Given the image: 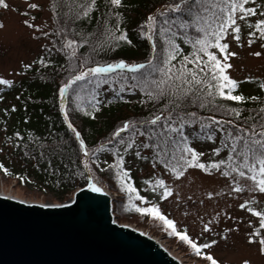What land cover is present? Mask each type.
<instances>
[{"label":"snow or ice","instance_id":"1","mask_svg":"<svg viewBox=\"0 0 264 264\" xmlns=\"http://www.w3.org/2000/svg\"><path fill=\"white\" fill-rule=\"evenodd\" d=\"M158 2V7L155 3L149 7L144 0H24L18 7L0 0V7H11L23 17L20 23L31 30L29 37L41 50L30 62L20 61L19 70L13 71L21 75L34 65L46 68L54 63L53 53H58L65 61L60 71L66 74L58 84L56 99L67 138L55 133L38 136L31 131L25 138L16 130L4 141L21 150L27 159L35 160V167L43 162V171L62 174L72 183L79 177L95 193L104 191L102 175L109 173L126 195L124 210L159 222L193 260L226 264L214 249L221 241L225 247L230 240L235 243L236 237H242L243 246L252 254L264 258V77L247 75L241 81L228 71L234 67L232 58L239 56L230 49V42L243 48L244 28L248 48L259 42L260 50L249 55L264 56V0ZM137 7L147 8L137 22L136 35L148 42V56L139 62L97 59L122 44H133L127 29L128 13ZM38 13L45 14L40 23L36 22ZM4 28L0 21V30ZM244 81L255 83L261 94L241 92ZM15 84L14 79L0 74V86L11 89ZM109 89L119 99L124 92L139 93V103L151 104L152 110L139 118L123 120L109 137L90 147L71 116L76 113L82 119H95L103 106L101 93ZM4 99L0 94V101ZM249 101L257 106L245 107ZM3 111L15 112L16 105ZM208 141L212 146L205 149ZM3 150L0 148V152ZM105 154L111 157L110 162L101 159ZM129 155L157 170L143 181L148 195L141 194L133 181L132 168L126 161ZM65 158L68 164L63 167L67 171L61 173L59 165ZM0 171L21 183L32 182L2 161ZM194 172L200 177L218 174L225 179L219 191L205 190L209 200L227 196L235 201L226 203L222 211L214 209L207 220L198 216L201 229L195 237L187 225L179 227L161 206V201L170 197L181 199L176 182L187 180ZM199 203L204 204V200ZM238 211L244 215H237ZM227 220L232 225L217 230ZM240 264L254 261L251 256L242 257Z\"/></svg>","mask_w":264,"mask_h":264},{"label":"trees","instance_id":"2","mask_svg":"<svg viewBox=\"0 0 264 264\" xmlns=\"http://www.w3.org/2000/svg\"><path fill=\"white\" fill-rule=\"evenodd\" d=\"M144 3L149 7L153 3L159 6L158 0H144ZM3 8L0 7V10ZM147 11V8L137 7L135 11L128 13L130 17L127 24L129 32V38L133 40L132 45L122 44L120 48L114 51L102 54L97 59L113 60L119 58H125L129 61H142L149 53V44L146 39L139 38L136 35L137 22ZM95 24V21H93ZM187 49L188 46H184ZM83 50V49H82ZM52 59L54 63L48 67L42 65H34L33 69L24 74V77L15 84L11 89L2 87L5 99L0 101V148H3L4 152L0 154V161H2L6 167L12 170L14 173L24 174L26 177L31 178V183H21L15 176L12 177L18 184L32 186L41 194L49 195L54 201L63 202L73 192L85 186L84 181L79 177L76 178V182H70L64 175H50L47 171L42 169L45 167L41 162V167H35L36 161L27 159L21 150L15 149L9 144L5 143L4 137L6 135H12L14 131H21L22 135L27 138L28 132H32L34 135L46 136L50 133H55L58 136H65L66 125L62 124V116L58 112L57 87L58 84L66 78V74L60 71V66L65 63L62 58V54L53 55ZM39 69L37 72L36 69ZM107 88V85H105ZM240 91L245 95H260V90L257 85L252 82H244L240 85ZM123 99L116 98L112 95L111 89L108 92H102L100 99L103 102V106L96 114L95 119L91 118H79L76 113H73L71 118L74 122L80 126L83 130L82 135L86 138V143L89 146L102 141L110 136L116 126L121 124L125 119H135L141 116L147 115L152 110V105L147 106L139 103L141 96L139 93H121ZM71 99V96L69 97ZM16 105V111L5 114L3 109L5 107L11 109V106ZM26 105V107H25ZM257 103L249 101L245 107L251 109L256 107ZM202 114H208L204 112ZM247 115V112H245ZM24 117H28L25 121ZM7 121V132L4 131V121ZM65 138H67L65 136ZM75 157H73L74 159ZM102 158H108L109 162L111 157L105 154ZM68 164V159L65 158L61 168V173L67 171L63 165ZM82 167V166H81ZM74 170V168H73ZM0 175H4L0 171ZM59 181V184H57ZM135 182V180L133 179ZM137 188L144 194L146 186L144 184ZM103 188H107L109 191L117 190L122 200H114L112 203V209L115 215L117 212L122 214L136 215L137 213L128 212L124 210L123 205L127 203L126 195L121 193L118 186L115 184L114 177L105 172L102 175ZM114 205L116 207H114ZM116 211V212H115ZM116 217V216H115ZM146 218L144 216H140Z\"/></svg>","mask_w":264,"mask_h":264},{"label":"water","instance_id":"3","mask_svg":"<svg viewBox=\"0 0 264 264\" xmlns=\"http://www.w3.org/2000/svg\"><path fill=\"white\" fill-rule=\"evenodd\" d=\"M112 201L86 186L48 207L0 194V264H180L145 232L116 223Z\"/></svg>","mask_w":264,"mask_h":264},{"label":"rangeland","instance_id":"4","mask_svg":"<svg viewBox=\"0 0 264 264\" xmlns=\"http://www.w3.org/2000/svg\"><path fill=\"white\" fill-rule=\"evenodd\" d=\"M7 2L10 6L18 7H22L24 4V0H7ZM37 15L38 19L36 22L40 23L45 14L38 13ZM22 19L23 17L17 12L12 11L11 7L8 10H0V21H3L5 24V28L0 30V74L14 79L16 83L24 77V74L17 75L16 72L13 71L14 69L17 71L19 70L20 61L30 62L37 56V53L41 51L38 47V42L29 37L28 33L31 30L25 28L20 23ZM243 32L244 35L242 38L245 41V46L243 48L238 47L234 41L230 42V49L237 51L239 56L232 58L231 63L234 67L228 71L234 78L241 81H243L244 77L247 75L264 77V56L256 58L249 55V52L253 50H260L259 42L254 44L251 49L248 48L246 36L247 29L244 28ZM53 55H57V53H53ZM2 87L4 86H0V89ZM211 146V141L204 144L205 149H210ZM2 152H0V154H2ZM207 155H210V151H208ZM101 159L103 160L104 158L101 157ZM126 161L128 162L127 166L132 168L131 174L138 186L144 184L143 181L157 171L153 169L148 162L134 160L131 155L126 156ZM162 175L167 178L166 173H162ZM193 177H195V179H193ZM168 182L170 185L172 184L171 179H169ZM224 183L225 179L218 174L200 177L194 172L187 180L176 182L175 190L181 199L177 200L175 197H170L167 201H161V206L171 218L177 221L179 227L183 228L187 225L189 232L194 237L198 236L201 229L200 221L197 219L198 216L207 220L210 215L213 214L214 209L215 211H222L226 203H235V201L227 196L213 197L209 200L204 194L206 189L219 191ZM104 189L107 190V188ZM107 191L115 196V200H122L117 190ZM0 194L15 197L26 202L48 205H58L68 201L72 196H68L63 202H57L49 195L41 194L34 187L20 185L12 179V177L5 175H0ZM144 195H148L146 190L144 191ZM188 197L192 199L189 200ZM200 200H204V204H200ZM114 207L116 206L114 205ZM185 212H187L188 215H185ZM236 214L244 215L243 212L239 211ZM115 216L118 223L134 226L143 232H147L149 236L159 239L165 249L180 261V264H204L202 260H193L186 255L185 247L172 237H169L159 222H153L149 218H142L140 216L122 214L119 212H117ZM231 225V220L222 221L217 230L224 226ZM243 230L244 225L242 224L241 231ZM214 251L226 262V264H240L241 258L248 256H251L254 264H260L261 260L264 259L252 254L244 247L242 237H236L235 243L230 240L227 247H225L223 241H221L220 246L215 248Z\"/></svg>","mask_w":264,"mask_h":264},{"label":"bare ground","instance_id":"5","mask_svg":"<svg viewBox=\"0 0 264 264\" xmlns=\"http://www.w3.org/2000/svg\"><path fill=\"white\" fill-rule=\"evenodd\" d=\"M106 191V190H105ZM107 192V191H106ZM110 197H112V196H110ZM68 202V201H67ZM112 203H113V201L111 202V206H112ZM60 204H62V203H60ZM113 208V207H112ZM112 215L114 216V220H116L115 219V214L113 213V209H112ZM118 222V221H117ZM119 224V223H118ZM134 227V226H133ZM152 238L154 239V240H156V242H158L159 244H161V241L159 240V239H157L156 237H153L152 236Z\"/></svg>","mask_w":264,"mask_h":264}]
</instances>
